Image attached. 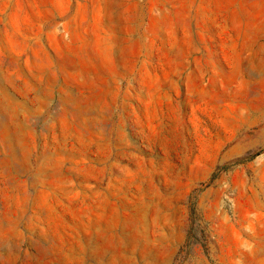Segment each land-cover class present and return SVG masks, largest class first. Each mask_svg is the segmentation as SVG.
I'll list each match as a JSON object with an SVG mask.
<instances>
[{
    "label": "rangeland",
    "instance_id": "obj_1",
    "mask_svg": "<svg viewBox=\"0 0 264 264\" xmlns=\"http://www.w3.org/2000/svg\"><path fill=\"white\" fill-rule=\"evenodd\" d=\"M0 264H264V0H0Z\"/></svg>",
    "mask_w": 264,
    "mask_h": 264
}]
</instances>
